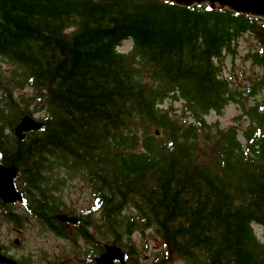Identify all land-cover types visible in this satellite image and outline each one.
<instances>
[{"label": "trees", "instance_id": "trees-1", "mask_svg": "<svg viewBox=\"0 0 264 264\" xmlns=\"http://www.w3.org/2000/svg\"><path fill=\"white\" fill-rule=\"evenodd\" d=\"M245 35L260 74L242 87L222 63ZM0 58L12 67L0 164L18 170L27 212L49 225L76 180L113 244L151 234L162 264H264V99L244 102L264 90V20L158 0H0ZM231 103L244 129L208 123ZM27 115L42 126L18 140ZM12 212L0 202L17 225Z\"/></svg>", "mask_w": 264, "mask_h": 264}, {"label": "rangeland", "instance_id": "rangeland-1", "mask_svg": "<svg viewBox=\"0 0 264 264\" xmlns=\"http://www.w3.org/2000/svg\"><path fill=\"white\" fill-rule=\"evenodd\" d=\"M257 44L254 38L249 35H245L241 38L238 47L236 48V54L234 56L227 55L223 60V71L225 75L231 78L232 80L241 84L242 87H246L252 84V81L260 74L259 70L254 67L249 61L245 60V54L248 49L256 48ZM131 49V42H124L121 51L128 52ZM12 67L5 60L0 58V72L3 74H7ZM243 89V88H241ZM27 92V91H26ZM264 99V90H261L258 95L251 99H244L245 106L249 107L253 105L256 101H260ZM172 106L173 109L179 110V103L169 102L165 103L164 107L169 108ZM241 115V109L237 107V105L231 103L228 104L220 113L211 112L207 117V121L210 124H218V126L222 129H227L230 126L236 125L240 129H244L249 120L241 119L239 122L234 123L233 120L235 117ZM37 117V116H36ZM240 140H242L241 135L239 136ZM16 185L20 188V183L16 180ZM59 198L58 200L63 203V206L70 211V213L81 214L84 210V206L91 204L92 197L90 191L86 188H83V185L78 183L76 180L71 182H67L62 189H60L59 193L56 194ZM13 210L17 212L19 215H26L22 210L23 206L21 204H15ZM99 212L91 213V218L94 221H97L99 218ZM23 221L20 224L19 228L23 232V237L25 240L24 249L28 247V244H37L38 247L43 248H51L52 246L57 247L58 243H53L48 238L43 237L42 241H38L36 238H41V235L38 236L35 230L43 228L40 225H35L37 223L32 217H23ZM14 227L11 224H3L0 222V242L2 244L7 245V249L11 251V253H16V249L14 248V240L18 237L17 232L14 230ZM254 232L256 236L261 239L263 237L264 229L258 225L253 226ZM101 236H102V230ZM22 234V232H21ZM113 238H109L108 236H102V243L108 244V242L112 241ZM148 240L149 250L145 252V254L151 259L150 255H152V250L154 247L159 246L160 242L153 235L148 234L147 236H142L141 234L134 233L132 235V244L135 247H140L142 240ZM122 245H130L129 241L124 237L120 239ZM120 245V244H117ZM141 254V253H140ZM170 264H181L179 261H173Z\"/></svg>", "mask_w": 264, "mask_h": 264}, {"label": "flooded vegetation", "instance_id": "flooded-vegetation-1", "mask_svg": "<svg viewBox=\"0 0 264 264\" xmlns=\"http://www.w3.org/2000/svg\"><path fill=\"white\" fill-rule=\"evenodd\" d=\"M25 216L32 217L37 222L34 223L35 225L43 227L35 230L38 236L41 235V238H36L38 241H42L45 237L60 245L43 248L38 247L37 244H28V247L24 249V230L21 231L11 222L9 224L16 227L14 230L18 234L14 240L16 253H11L7 245L2 242H0V253L16 264H98L97 259L113 245L118 247L121 253L112 256L110 264H160L150 260L146 254L137 249L138 247L103 244L101 231L94 227V221L91 218L86 219V214H66L67 217H73L75 223L60 221L56 214H50L47 216L51 221L49 225L41 223L43 219L37 214Z\"/></svg>", "mask_w": 264, "mask_h": 264}, {"label": "water", "instance_id": "water-1", "mask_svg": "<svg viewBox=\"0 0 264 264\" xmlns=\"http://www.w3.org/2000/svg\"><path fill=\"white\" fill-rule=\"evenodd\" d=\"M172 3L175 6L191 8L193 6L207 5L211 10H229L238 15L264 19V0H159ZM40 123L32 118L24 117L15 127L14 134L18 140L24 138V133L36 131L40 128ZM17 174V169L0 165V199L4 203H14L20 201L21 197L15 190L13 180ZM119 252L116 248L108 249V253L103 255L99 264H108L109 259ZM4 260L0 257V263ZM9 264H14L10 262Z\"/></svg>", "mask_w": 264, "mask_h": 264}]
</instances>
